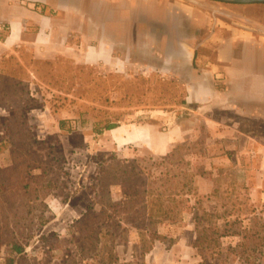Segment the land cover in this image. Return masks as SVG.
Segmentation results:
<instances>
[{
    "label": "rangeland",
    "instance_id": "rangeland-1",
    "mask_svg": "<svg viewBox=\"0 0 264 264\" xmlns=\"http://www.w3.org/2000/svg\"><path fill=\"white\" fill-rule=\"evenodd\" d=\"M162 1L178 8L180 21H187L192 5L204 9L208 26L220 18L219 0ZM170 21L148 19L135 31L131 53L143 61L40 60L24 48L0 58V143L8 144L0 151V263L18 219L30 225L32 237L14 264H264V244L249 250V263L248 254L236 251V232L253 215L259 227L264 224V141L252 138L254 130L264 134V127L242 119L246 135L236 150L222 152L223 143L212 140V128L193 118L195 105L187 102L192 67L186 59L170 60L192 54L183 44L199 43L211 30L191 37ZM214 52L199 44L192 65ZM187 119L190 134L172 141ZM108 122H117V129H103ZM218 123L214 130L221 128ZM151 126L168 151L153 152L148 144L122 138L128 127ZM228 153L229 159L222 157ZM180 170L186 174L173 179ZM190 180L195 191L186 194L182 185ZM102 182L109 194L98 197ZM173 196L188 197L181 220L156 225V242L142 236L130 220L144 227L141 221L149 214L158 219L160 202L173 205ZM89 207L94 215L80 229L76 221ZM197 215L206 228L201 248ZM42 219L47 222L39 226ZM152 244L156 248L145 251Z\"/></svg>",
    "mask_w": 264,
    "mask_h": 264
},
{
    "label": "crops",
    "instance_id": "crops-1",
    "mask_svg": "<svg viewBox=\"0 0 264 264\" xmlns=\"http://www.w3.org/2000/svg\"><path fill=\"white\" fill-rule=\"evenodd\" d=\"M221 2L215 5L219 20L208 26L203 8L187 6L185 22L179 20L180 11L173 3L164 7L162 0H0V58L24 48L40 60L65 56L76 62L143 61L131 51L136 46L135 31L143 30L148 19L158 22L167 16L170 27L183 29L191 37L209 29L201 42L194 39L192 46L191 40L183 44L192 54L170 60L186 59L192 67L185 81L187 102L195 105L192 116L212 128V140L223 143L225 153L236 150L246 135L240 127L242 119L264 127V3ZM199 44L215 52L201 54L200 64L193 66ZM191 120L177 125L172 141L190 134ZM216 121L221 128L214 130ZM133 128L128 127L122 138L127 135L148 144L153 152L168 151L153 137L152 126ZM263 135L254 130L252 138L263 142ZM229 154L222 157L229 159ZM262 163L264 168V154Z\"/></svg>",
    "mask_w": 264,
    "mask_h": 264
},
{
    "label": "trees",
    "instance_id": "trees-1",
    "mask_svg": "<svg viewBox=\"0 0 264 264\" xmlns=\"http://www.w3.org/2000/svg\"><path fill=\"white\" fill-rule=\"evenodd\" d=\"M117 126H118L117 122H108V123H105V125L102 126V128L106 130H111L113 128H116ZM3 146L4 148L8 146L7 141H1L0 151L3 150ZM120 165L121 164L118 163L117 166H120ZM118 168L119 167H117L116 169ZM182 174H186V173L180 170L176 172L174 175H172L171 177L175 179L177 178V176L179 177ZM7 175L8 173L4 172L3 176L7 177ZM124 177H120V180L124 181ZM164 180L167 181L166 178ZM112 181L114 182V178ZM189 183H190V187H189ZM189 183L183 182V185H182L183 188L186 187L185 190H183L182 188V191H184L186 194L191 193L193 190L195 191L194 187L192 186V180H190ZM107 190L109 189L104 188V183L102 182L97 196L101 197L102 194L106 192ZM173 197H174L172 199L174 202L173 205H169V204L166 205L165 203L163 204L162 202H160V205H159L160 215L158 216V219H153V216L149 214V216L146 217L145 221H141L142 223L145 224L144 227L139 226V223L136 222L137 220L135 221L130 220V222H132V224L138 229L139 233L142 236L146 233L148 234L149 237H151V240L153 238V241L156 239H159L160 235L158 234L156 225L165 224V223L175 224L181 220L183 203L185 200L188 201V197H186V199H183V200L177 199L176 196H173ZM90 215H94L93 207H89L88 210L82 215V217L76 221V225L78 226V228L80 229L83 228L82 224H86L87 222H89ZM194 219H195V232L197 235L196 240L198 242V246L201 248L204 244L207 243V237L201 236V234L205 233L206 228L203 227V219L200 215L195 216ZM257 219H259V217L257 215H253V217L250 219L249 225L246 227H243L242 225H240V227L241 228L243 227V228L240 229V231L236 232V234L239 235L241 238V241L236 246L237 247L236 251L240 256L248 254V256H245V260L248 263H249L250 256H251L249 254V250H251L252 248L255 249L259 246H263L264 244V235L261 234V229L264 230V224H261V226L259 227L260 224L258 223ZM46 222H47L46 219H42V221H40L39 223V226L44 225ZM23 223L24 222L22 220L14 219L12 230L17 229L18 232L11 235L9 239V243H10L9 253L6 255L5 259L0 264H14L17 261L16 256H20L25 251L26 245L29 244L30 238L32 237L30 235V225L28 224L27 226L26 225L24 226ZM98 223H100V220ZM26 228H28L29 230L27 233L25 231ZM73 237L75 238V235H73ZM42 238H44L45 240L48 239V237L45 235H42ZM151 248L152 247L150 245L145 251L150 250Z\"/></svg>",
    "mask_w": 264,
    "mask_h": 264
},
{
    "label": "water",
    "instance_id": "water-1",
    "mask_svg": "<svg viewBox=\"0 0 264 264\" xmlns=\"http://www.w3.org/2000/svg\"><path fill=\"white\" fill-rule=\"evenodd\" d=\"M219 1H224L228 3H264V0H219Z\"/></svg>",
    "mask_w": 264,
    "mask_h": 264
}]
</instances>
